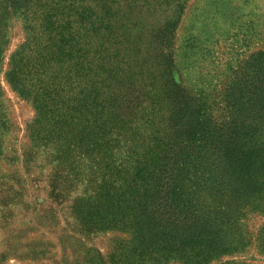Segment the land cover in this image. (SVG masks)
Wrapping results in <instances>:
<instances>
[{"label": "trees", "instance_id": "16d2710c", "mask_svg": "<svg viewBox=\"0 0 264 264\" xmlns=\"http://www.w3.org/2000/svg\"><path fill=\"white\" fill-rule=\"evenodd\" d=\"M182 13L155 0H0V61L21 15L7 80L37 110L25 162L52 158L57 203L84 184L70 207L80 231L129 233L127 261L222 264L248 246L247 217H264V48L220 89L188 86L172 51Z\"/></svg>", "mask_w": 264, "mask_h": 264}, {"label": "rangeland", "instance_id": "374dc122", "mask_svg": "<svg viewBox=\"0 0 264 264\" xmlns=\"http://www.w3.org/2000/svg\"><path fill=\"white\" fill-rule=\"evenodd\" d=\"M155 1L161 11L183 10L172 35V51L188 86L213 79V84H221L220 89L231 68L264 48V0ZM27 31L23 16L8 20V43L0 61V264H146L143 260L127 261L131 254L129 233L79 230L70 207L83 195L84 184L73 190L67 201L57 203L50 198L53 161L44 149L33 155L32 166L25 162L24 155L31 148L28 127L37 110L12 87L7 73ZM9 188L20 196L4 207L1 192ZM244 224L248 246L223 257L222 264H264L259 242L264 217L251 214Z\"/></svg>", "mask_w": 264, "mask_h": 264}]
</instances>
